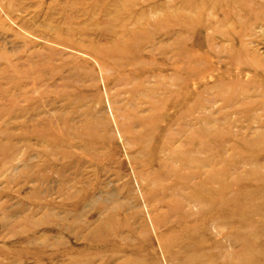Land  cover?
Here are the masks:
<instances>
[{
  "label": "rangeland",
  "instance_id": "rangeland-1",
  "mask_svg": "<svg viewBox=\"0 0 264 264\" xmlns=\"http://www.w3.org/2000/svg\"><path fill=\"white\" fill-rule=\"evenodd\" d=\"M0 264H264V0H0Z\"/></svg>",
  "mask_w": 264,
  "mask_h": 264
}]
</instances>
